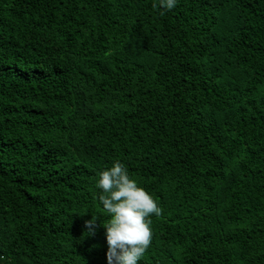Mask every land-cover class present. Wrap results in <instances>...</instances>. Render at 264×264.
Returning <instances> with one entry per match:
<instances>
[{"label":"trees","instance_id":"obj_1","mask_svg":"<svg viewBox=\"0 0 264 264\" xmlns=\"http://www.w3.org/2000/svg\"><path fill=\"white\" fill-rule=\"evenodd\" d=\"M152 4L0 0V264H107L116 160L161 209L138 264H264V0Z\"/></svg>","mask_w":264,"mask_h":264},{"label":"clouds","instance_id":"obj_2","mask_svg":"<svg viewBox=\"0 0 264 264\" xmlns=\"http://www.w3.org/2000/svg\"><path fill=\"white\" fill-rule=\"evenodd\" d=\"M178 0H153L152 7L173 9ZM107 218L101 224L107 244V264H138L151 243L150 216L160 215L153 195L131 178L124 164L116 160L102 169L95 180ZM85 234H94L95 216L85 221Z\"/></svg>","mask_w":264,"mask_h":264}]
</instances>
